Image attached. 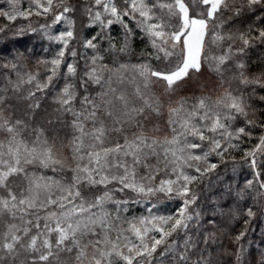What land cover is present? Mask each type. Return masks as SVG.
<instances>
[{"label":"snow or ice","instance_id":"obj_1","mask_svg":"<svg viewBox=\"0 0 264 264\" xmlns=\"http://www.w3.org/2000/svg\"><path fill=\"white\" fill-rule=\"evenodd\" d=\"M3 2L0 17L13 22L43 16L39 29L29 24L28 30L61 47L53 58L37 59L47 69L43 78L23 71L35 55L27 48L11 50L0 63L13 93L0 89V133L6 136L0 140V190L6 193L0 195V219L8 217L0 233V264H264V248L258 259L253 256L248 235L252 221L264 219V134L250 149L239 143L251 140L255 128L264 133V92L257 91L264 90V54L249 63L250 50L264 46V0H84V26L95 34L79 37L81 53L69 46L77 39L69 15L77 7L69 0H28L27 8L21 0ZM126 18L151 50L135 51L136 30ZM61 22L66 29L53 32ZM117 24L122 35L112 34ZM9 30L0 26V34ZM25 32L21 26L13 35ZM133 56L140 62H126ZM252 64L257 72H250ZM205 67L218 77L222 95L181 96L173 106L172 94ZM226 72L232 75L226 78ZM160 83L158 95L153 88ZM125 84L135 99L122 90ZM45 94L52 96L51 111L42 109ZM21 104L27 120L12 118ZM165 109L171 136L149 135L159 125L146 131V124ZM40 112L42 122L32 127ZM240 118L244 126H236ZM128 127L136 129L131 136ZM26 130L31 141L23 137ZM111 133L123 143L110 140ZM65 147L70 158L60 156ZM234 151H243L240 161ZM226 154L233 173L241 167L252 173L243 186L209 162L215 155L224 163ZM29 166L67 169L71 182L38 176ZM17 178L24 182L18 193L12 186ZM198 185L204 187L197 191ZM89 191L94 198H87ZM164 199H178L181 206L161 214ZM144 201L151 204L146 215H128L130 204ZM241 211L244 227L230 237L235 249L229 250L218 244L216 230L225 217L239 219Z\"/></svg>","mask_w":264,"mask_h":264},{"label":"trees","instance_id":"obj_2","mask_svg":"<svg viewBox=\"0 0 264 264\" xmlns=\"http://www.w3.org/2000/svg\"><path fill=\"white\" fill-rule=\"evenodd\" d=\"M70 3H72L73 5H75L77 7V11L74 14H69L71 18H74L76 21V25H75V34L77 36L76 40H73L70 42V48H75L77 50L78 53L83 52V48L81 47L80 43H79V37L81 35H84L86 33H90L92 35L95 34V32L92 29H86L85 28V22H86V17L83 13V0H69ZM118 3H121V0H117ZM24 5H28V0H23ZM6 4L3 2V0H0V8H5ZM127 19V18H126ZM46 20L43 16L41 17H30L29 20H24V19H17L16 21L13 22H9L7 21L5 18L0 17V26H4L5 24L9 25V28L11 30L7 31L5 34H0V36H3L4 38L0 39V63H3L6 59H9L10 57L8 56V53L13 50V49H29L30 51L34 52V56L28 60L25 61V67L23 69V71L26 72H39L41 75V78H43L45 76V74L47 73V69L43 66V65H38L37 64V59H51L53 58V56L55 55V53L58 51V49L61 47L60 45L56 44V43H50L47 40H43L41 39L40 35L38 33H33L30 30H28V25L31 24L32 28L35 29H39L40 24L45 23ZM47 22L50 23L51 22V16H49L47 18ZM127 22L129 23V26L132 27L133 29L136 30V34L134 37V42H133V47L135 49V51L137 53H139L141 50L144 49H150V45H148L147 42V37H145L142 33L139 32L138 29H136L135 26V22L132 21L131 19H127ZM23 26L26 29V32L24 35H13V31L18 28ZM59 25H55L53 27V32H56V30L58 29ZM95 31H99L98 28L95 29ZM112 34L113 35H122V30L120 28V25H114L112 28ZM227 45H225L226 47ZM214 52L216 51L215 49L213 50ZM90 55V53H88ZM264 54V46H257L256 48L250 50V59H249V63H252L253 61H257L261 55ZM68 62H72V58L70 55H68L66 53ZM77 61L79 62L81 68L83 66V58L78 55L77 56ZM128 63L131 64H135V63H139L140 61L137 59L136 56H133L130 58V60L126 61ZM153 64L155 65V61H153ZM225 67H231L230 64H226ZM66 68H64V66H61V72H65ZM234 71V69H233ZM258 68L256 64H252V68L250 70V72H257ZM8 74V70H5L3 68H0V89L4 88V87H8L9 92L8 95L12 96L13 93L11 91V85L7 84V81L5 79V75ZM127 76H131L132 73H126ZM232 72H226L225 76L226 78L231 76ZM11 78L12 80H16V77L14 74H11ZM204 85L203 87V91H201V88L199 87V85ZM236 85L234 84L233 87H235ZM27 85L24 86V88L22 89V93L26 92L27 90ZM163 83L160 84H156L154 85L153 91L156 92L158 95L160 94V92L163 90ZM225 87H227V85H225ZM93 88L95 89V91H99V88L96 86H93ZM122 90H125L127 92V94L132 97V93H133V88L131 85L125 84L122 86ZM257 91H262L264 92V90H260L257 89ZM224 92V88H221L219 86V80L218 77L216 76L215 73L209 72L208 69L205 67L202 69V72L199 74H193V78L192 80H190L188 82L187 85L183 86L181 89H178L174 94H172V96L170 97V99L173 101V106H175V101L178 100L181 96H191L193 98H195L196 96H200V95H208L211 96L213 99H215L216 97L222 95V93ZM37 96H42L41 93H37ZM133 99H135L134 97H132ZM137 104L141 103L139 100L135 101ZM42 109L43 108H48L49 111H51V108L55 107V105L52 104V96L50 95H43V98L40 100ZM51 105V107H49ZM25 108V105H19L17 110H15L12 113V118L16 119V118H23V119H28L26 116H24L23 114V110ZM40 116H43V112L39 113V116L36 117L35 119H33L32 121H30V124L32 127H36L39 126V124L42 122L40 120ZM106 123H110V122H106ZM155 125H159V131L158 132H152V131H148L150 130L152 127H154ZM236 126H244V122H243V118H240L237 120L236 122ZM87 127H91L90 124L87 125ZM127 127V126H126ZM136 129L134 127H128L127 128V134L129 136H131V134L133 132H135ZM146 131H148L149 135H154L157 136L159 138H163L164 136H171V131L167 125V111L165 109L164 115L160 118H152L150 123L146 124ZM254 135L253 138L251 140H248L247 138H243L239 143H240V147L242 149H250L251 147H253V145L255 143L258 142V137L262 133L261 129L259 128H255L252 130ZM23 137L24 139L31 141L32 139H34V136L30 134V131L26 130L23 133ZM6 136L4 133H0V140H5ZM109 139L112 141H115L117 139H119V141L121 143H123V138L121 136H118L116 133H111L109 135ZM64 143L67 144V139L64 140ZM57 147H59V142H57ZM198 151V150H197ZM243 155V151H234L232 153V156H234L236 161H240L241 156ZM60 156L63 157H69L71 156V152L70 149L68 147H65L61 153ZM209 162L211 163H217L218 164V168H217V172L220 174H223L224 176H226L227 178L230 179V181L234 182V183H238L239 185L243 186L244 182L246 179H251L252 178V173L250 172V170L247 167H241L240 169L237 170L236 173L232 172V158L229 157L226 154L225 157V162L222 163L218 157H216L215 155H212L209 157ZM29 171H34L36 172V174L39 175H44V176H48V177H52L55 180H61L64 183H70L71 182V175L72 173L70 171H68L67 169H65L64 171H56L53 172L51 170V168L49 169H43L40 168L39 166H29ZM140 174H143V171L141 170ZM213 179V177L210 175L208 178H206L204 185H206L208 183L209 180ZM24 182L22 181L21 178H17L15 181H13V189L15 191H17V193L19 192V188L16 187L17 185H21L23 186ZM204 185H198L197 186V191H199V189L201 187H204ZM87 191V190H86ZM98 194V193H96ZM0 195H6V193H4L2 190H0ZM88 199H92L94 198V194L89 191L88 194ZM155 201V198H153ZM143 204L149 205L150 203L148 201H144L142 202ZM247 203H251V201H247ZM163 205L166 206L168 208L167 211H170V213H175L179 206H181V201L176 199V200H167L164 199L161 203H159L158 206ZM225 207H227V205H225ZM136 208L140 209L139 206H136ZM132 213H128V215L132 216H138L139 215V211L133 210V208H129ZM129 210V211H130ZM43 214V213H42ZM245 219V217L242 214L241 211V216L239 219L237 220H232L228 217H225L223 219V222L221 224V228L217 229V242L218 244L220 242L223 243V245L229 249V250H234L235 249V245L231 242L230 237H233L239 233V231H241L244 227L243 224V220ZM8 220V217H4L2 219H0V233H2L5 230L4 227V221ZM264 229V219H257L252 221V223L250 224V232H249V238L251 240V253L253 254V256H255L257 259L259 258L258 256V252L260 248H264V237L261 236V230ZM173 238H169V240L171 241Z\"/></svg>","mask_w":264,"mask_h":264},{"label":"rangeland","instance_id":"obj_3","mask_svg":"<svg viewBox=\"0 0 264 264\" xmlns=\"http://www.w3.org/2000/svg\"><path fill=\"white\" fill-rule=\"evenodd\" d=\"M83 1H84V0H83ZM22 2H23V0H21V7H22V8H27L28 5H24V3H22ZM87 2H88L89 5H91L92 0H87ZM17 19H19V18H17ZM21 19H22V18H21ZM66 27H67L66 24H64L63 22H61V23L59 24V26H58V29H59V30H65ZM136 206H139L140 209L136 208ZM150 206H151V204L146 205V204H143V203H139V204L132 203V204H130L129 208H133V210L136 209V211H139V212H138V213H139L138 216H140L141 214H145V215H146V214H147V213H146V209H147L148 207H150ZM167 210H168V208H167L166 206H163V205L158 206V211H159L161 214H169L170 211H167ZM129 213H132V211L130 210ZM173 214H174V213H173ZM125 227H126V226H125Z\"/></svg>","mask_w":264,"mask_h":264}]
</instances>
